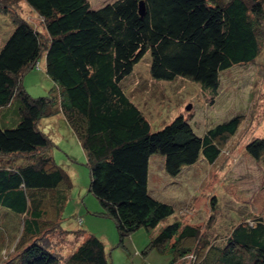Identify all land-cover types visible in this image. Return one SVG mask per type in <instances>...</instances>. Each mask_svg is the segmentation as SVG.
<instances>
[{
  "label": "trees",
  "instance_id": "16d2710c",
  "mask_svg": "<svg viewBox=\"0 0 264 264\" xmlns=\"http://www.w3.org/2000/svg\"><path fill=\"white\" fill-rule=\"evenodd\" d=\"M22 1L42 18L46 35L13 16L14 28L0 48V124L14 123L0 126V155L31 157L23 166L0 165V208L19 217L3 251L10 256L17 250L10 264H61L40 235L50 224L48 210L59 218L71 181L44 155L53 141L43 119L62 113L73 129L85 153L89 191L114 221L120 242L138 229H157L174 214L171 204L150 193L160 180L157 164L170 178L199 161L214 164L241 116L202 136L182 115L153 131L124 83L149 52L153 81L188 79L217 97L222 72L261 54L264 0H115L98 9L88 0ZM1 5L0 13H10L5 0ZM40 60L56 89L34 98L20 78L40 68ZM245 151L264 158V138L247 143ZM253 220L234 225L222 244H213L197 227L175 219L150 237L146 249L170 255L168 264H175L191 252L185 244L196 241L207 250L196 264H264V210ZM62 264L110 263L104 243L89 235Z\"/></svg>",
  "mask_w": 264,
  "mask_h": 264
},
{
  "label": "rangeland",
  "instance_id": "374dc122",
  "mask_svg": "<svg viewBox=\"0 0 264 264\" xmlns=\"http://www.w3.org/2000/svg\"><path fill=\"white\" fill-rule=\"evenodd\" d=\"M5 1L10 13H0V48L14 28L13 16L28 21L46 35L42 18L25 2ZM88 1L93 9H98L115 0ZM262 30L264 33V26ZM150 60L148 52L135 65L124 87L145 113L153 131L178 115L186 118L199 136L235 115L241 116L238 130L223 141L221 155L214 164L199 161L183 170L178 177L170 178L164 173L162 163H158L156 175L160 180L151 184L150 193L154 198L171 204L174 214L157 229L151 232L138 229L120 242L114 221L104 214L100 201L89 191L90 176L85 153L73 129L62 113L44 118L41 127L53 141V146L44 155L52 157L71 181L59 218L55 219L52 211L48 210L45 217L50 224L45 225L40 235L61 264L76 244L89 235L104 243L110 264H168L170 255L146 249L150 237L163 225L180 219L183 224L197 227L204 239L222 244L234 225L247 220L253 224L254 217L263 215L264 158H251L245 151V145L255 138H264V44L254 63L237 65L221 73L217 97L192 80L153 81L149 75ZM42 63L40 60V68L29 69L20 78L25 91L34 98L47 97L56 89ZM187 106H190L189 110ZM14 108L15 105L10 112ZM2 125L10 127L14 123ZM30 159L28 156L0 155V165L23 166ZM18 222L17 214L0 208V264L16 260L17 250L9 253L10 256L4 255L3 250L8 248V242L17 233ZM200 243L187 242L185 245L191 247V252L177 257L175 264L204 260L207 250ZM9 258L14 259L6 261Z\"/></svg>",
  "mask_w": 264,
  "mask_h": 264
},
{
  "label": "water",
  "instance_id": "95a60500",
  "mask_svg": "<svg viewBox=\"0 0 264 264\" xmlns=\"http://www.w3.org/2000/svg\"><path fill=\"white\" fill-rule=\"evenodd\" d=\"M139 12L141 15H143L145 12V7H144L143 2H139ZM189 109H190V106H187V110H189Z\"/></svg>",
  "mask_w": 264,
  "mask_h": 264
},
{
  "label": "built area",
  "instance_id": "2783aa9c",
  "mask_svg": "<svg viewBox=\"0 0 264 264\" xmlns=\"http://www.w3.org/2000/svg\"><path fill=\"white\" fill-rule=\"evenodd\" d=\"M190 264H196V263H194V260H193V262L191 261Z\"/></svg>",
  "mask_w": 264,
  "mask_h": 264
}]
</instances>
